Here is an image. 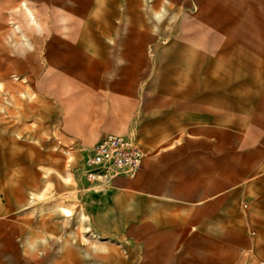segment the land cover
<instances>
[{
    "label": "rangeland",
    "instance_id": "obj_1",
    "mask_svg": "<svg viewBox=\"0 0 264 264\" xmlns=\"http://www.w3.org/2000/svg\"><path fill=\"white\" fill-rule=\"evenodd\" d=\"M50 1L17 0L0 28V264H264V0H178L168 23L160 7L142 56L138 23L104 52L93 2ZM108 133L146 150L136 178L84 174Z\"/></svg>",
    "mask_w": 264,
    "mask_h": 264
},
{
    "label": "crops",
    "instance_id": "obj_2",
    "mask_svg": "<svg viewBox=\"0 0 264 264\" xmlns=\"http://www.w3.org/2000/svg\"><path fill=\"white\" fill-rule=\"evenodd\" d=\"M16 1L17 0H7V6H4V9L0 10V28L6 25L7 20L11 21L14 24L15 28L18 27L17 20L18 18L21 17V13L18 12L14 7V4L16 3ZM60 1L61 0H51L50 1L53 14L56 16H58L59 14L57 5ZM75 1L78 4L77 8L75 9L76 11L83 10L87 5H89L90 2H93V7L91 8V11L94 15V20H95L94 22H96V28H95L96 31H94L96 34L92 32L91 34V36L93 37L92 41L94 44H99L100 47L104 50V52L107 50L109 45L104 44V42L99 39V36H106L107 34L110 36L113 32L118 33L119 30L130 31L132 29V25H134L135 23H138L140 27L136 34L137 41L135 45L141 56H142L143 49L145 46V41L147 37V29L150 27L148 23H149V19L151 20V15L154 14L158 16V11L160 7L161 8L164 7L166 13H168V17L166 19L168 23L169 21H171V19L175 17L176 12H177L176 4L178 3V0H121V1L120 0H75ZM165 1H167V3ZM64 8H65V11H70V8L68 7H64ZM5 9L6 10L10 9L9 14H7ZM25 9L28 12H30L28 8H25ZM29 15L32 17L31 13ZM161 19H162L161 17H157L156 21L155 20L153 21H155V23H158L159 21H161ZM161 26L162 27L164 26L163 23ZM191 30H192L191 25L187 24L185 27V31H183V33L180 35V38L177 40L171 41L169 45L170 48H174V47L177 48V47L184 46V45L188 46V44H190L194 38V33ZM79 32H80V26L78 22L75 21L73 22V27L70 32V35L71 37L78 36ZM130 32L132 33L133 31H130ZM55 34H56V40L59 41L58 39V36L60 35L59 28L55 29ZM131 36H133V34L127 36L126 39L122 38L120 45L123 44L125 45V47H128L130 44ZM102 59L103 60L101 61L99 60L97 62H94L93 68L95 69H99L101 67L109 68L112 65V62L108 60V58L105 55L103 56ZM58 63L59 65H61L60 67H62L64 65H68L70 61L67 58V59H64L62 62H58ZM15 67H16V62L14 60H11L9 64H4L3 61L0 60V75L3 76V75H6L7 73L12 72ZM124 108L126 107L124 106ZM108 134H112V133H108ZM117 135H120V134H117ZM94 144H96V142ZM141 147L146 152L144 147L143 146ZM149 164L147 165L148 166L147 171L149 170ZM143 165H144V162H143ZM122 179H129V178L117 177L116 182L119 181V183L121 184L122 182H124V181H121ZM119 190H123L125 191L123 193L127 194L126 187L122 186ZM190 195L194 196V194H190ZM157 204H160V201H157ZM187 211H188L187 212L188 213L187 222H189L191 220V217H194L195 212L193 209H189ZM181 222L183 223V221ZM177 226L182 227L183 225H177Z\"/></svg>",
    "mask_w": 264,
    "mask_h": 264
},
{
    "label": "built area",
    "instance_id": "obj_3",
    "mask_svg": "<svg viewBox=\"0 0 264 264\" xmlns=\"http://www.w3.org/2000/svg\"><path fill=\"white\" fill-rule=\"evenodd\" d=\"M147 153L135 139L125 135L106 134L84 154L82 168L89 180L135 178Z\"/></svg>",
    "mask_w": 264,
    "mask_h": 264
}]
</instances>
